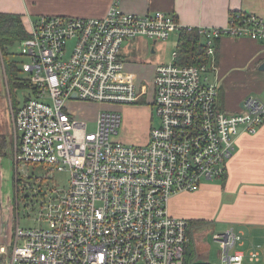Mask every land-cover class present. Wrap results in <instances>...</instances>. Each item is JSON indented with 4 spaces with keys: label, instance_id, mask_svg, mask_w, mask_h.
Returning a JSON list of instances; mask_svg holds the SVG:
<instances>
[{
    "label": "built area",
    "instance_id": "1",
    "mask_svg": "<svg viewBox=\"0 0 264 264\" xmlns=\"http://www.w3.org/2000/svg\"><path fill=\"white\" fill-rule=\"evenodd\" d=\"M197 28L209 63L155 67L152 105L158 124L146 144L116 139L117 110H100L89 130L71 100L105 104L136 102L148 85L124 70L121 45L143 36L164 41L180 29ZM20 54L28 61L32 96L12 112L15 163L67 171L68 189L38 193L34 227L0 231V264H210L189 260V223L168 213L170 198L194 192L204 181L225 176L238 137L256 134L264 123V98L250 96L237 112L217 106L215 40L222 36L264 41V16L232 12L224 27L181 25L171 14L127 13L113 0L102 17L40 15L29 22ZM13 222L15 223L13 225ZM222 264H242L235 249L243 234L214 233ZM260 245L247 253L259 260Z\"/></svg>",
    "mask_w": 264,
    "mask_h": 264
},
{
    "label": "crops",
    "instance_id": "2",
    "mask_svg": "<svg viewBox=\"0 0 264 264\" xmlns=\"http://www.w3.org/2000/svg\"><path fill=\"white\" fill-rule=\"evenodd\" d=\"M112 2L113 0H0V12L20 14L27 29L29 22L40 15L102 17ZM117 2L124 12L146 14L160 10L171 14L181 25L191 27H224L228 24L230 14L235 11L264 16V0ZM172 36L164 41L139 36L128 39L121 45L119 57L124 70L131 73L137 83L148 85L152 99L155 67L168 63L165 50L174 45L175 41L177 43V33L175 37ZM263 61L264 41L229 36L219 38L218 63L215 73H209L218 84L217 106L220 109L237 112L245 98L263 96L264 71L258 68ZM213 181H204L194 192L176 193L168 201L170 215L191 221V243L187 258L208 262L206 259L193 258L196 253H208L209 248V244L193 228L211 224L213 233H222L232 228L243 234V242L235 246L245 256L242 264H264V123L256 134H242L238 137L234 153L227 163L225 176L216 183ZM1 218L0 216V231L8 230L11 219ZM255 245H260L259 260L250 261L247 253Z\"/></svg>",
    "mask_w": 264,
    "mask_h": 264
},
{
    "label": "rangeland",
    "instance_id": "3",
    "mask_svg": "<svg viewBox=\"0 0 264 264\" xmlns=\"http://www.w3.org/2000/svg\"><path fill=\"white\" fill-rule=\"evenodd\" d=\"M171 36L175 37L176 33H172ZM202 41L204 43L203 39ZM175 47L176 41L174 45L166 48V62L171 60L170 54ZM20 48L21 41H16L11 45L9 50L12 54L9 56V59L14 60L20 68L17 74L18 78L25 80L28 78V74L22 71V64L28 61V59L20 54ZM6 76L3 59L0 54V133H3L6 139V146L0 154V216L2 220L11 219L8 229H11L12 221L16 223L17 218L19 219L18 223L20 227L28 228L36 225L34 220L37 218L36 210H38V206L36 205L37 194L44 193L48 197L51 191H64L68 189L69 174L67 171L50 172L48 168L41 165L24 162L15 163L9 96L11 100L15 99L20 107L24 103L25 97L31 95L32 91L26 87L11 88L7 84L8 79L6 81ZM208 76L213 81L214 77L210 73ZM142 84L139 83V86ZM263 97L264 94L261 98ZM67 108L77 119L87 120L89 130L93 128L94 119L98 111L105 109L117 110L121 114V123L116 139L123 143L146 144L149 140L150 128L158 124V118L152 105L150 89L149 93L133 103L112 105L71 100L67 103ZM216 182H218L217 179L213 181V183ZM15 223L13 222V225ZM193 231L199 233L201 235L200 238L209 244L208 253H196V257L193 255V258L206 259L211 264H221L219 261V244L212 239V235L214 234L212 225L197 226L193 228Z\"/></svg>",
    "mask_w": 264,
    "mask_h": 264
},
{
    "label": "trees",
    "instance_id": "4",
    "mask_svg": "<svg viewBox=\"0 0 264 264\" xmlns=\"http://www.w3.org/2000/svg\"><path fill=\"white\" fill-rule=\"evenodd\" d=\"M28 35L27 30L22 22L20 14L0 12V54L4 63V72L7 75V84L13 87H26L32 91L31 83L28 79L21 80L17 74L20 68L18 64L9 59L12 54L9 50L10 46L16 41H21ZM202 35L197 28L192 30L180 29L177 33V43L175 47L176 57L174 62L181 65L200 66L202 64L209 63L210 57L207 54V46L202 41ZM218 46L219 39L215 40L214 44V57L215 64L218 63ZM31 95L26 96L24 102L27 101ZM19 107V104L15 99L11 100L12 112L15 113ZM6 146V139L3 134L0 133V154L3 152ZM223 179V177L221 178ZM189 227L191 221H188ZM190 229V228H189ZM190 233V230H189ZM186 257L187 251H186Z\"/></svg>",
    "mask_w": 264,
    "mask_h": 264
},
{
    "label": "water",
    "instance_id": "5",
    "mask_svg": "<svg viewBox=\"0 0 264 264\" xmlns=\"http://www.w3.org/2000/svg\"><path fill=\"white\" fill-rule=\"evenodd\" d=\"M259 70H262V71H264V61L259 65Z\"/></svg>",
    "mask_w": 264,
    "mask_h": 264
}]
</instances>
